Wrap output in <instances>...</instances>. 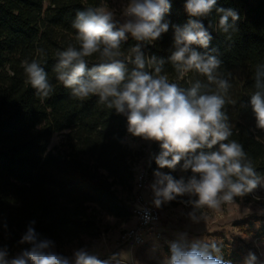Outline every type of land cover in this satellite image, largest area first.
Instances as JSON below:
<instances>
[{"label":"trees","instance_id":"1","mask_svg":"<svg viewBox=\"0 0 264 264\" xmlns=\"http://www.w3.org/2000/svg\"><path fill=\"white\" fill-rule=\"evenodd\" d=\"M109 1L0 0V248L8 254L31 247L20 241L32 221L39 239L60 244L80 236H98L95 208L119 219L131 216L116 188L133 191V167L142 153L124 143L126 116L98 103L96 96L83 101L73 98L54 72L56 52L77 45L72 28L77 12ZM169 2L171 8L162 21L169 24V30L144 44L142 51L146 57L163 59L170 81L188 87V81L206 78L195 71L178 77L169 57L175 50L173 26H183L193 18L185 10L186 0ZM216 7L234 10L239 19L233 22L229 17L234 27L225 34L216 27L220 14L215 10L201 18L212 39L208 49L196 50L215 49L213 54L222 61L219 71L230 80L228 96L236 101L224 107L233 125L230 139L242 144L257 173L264 176V132L256 128L249 103L256 90L257 66L264 65V0H217ZM135 43L129 38L122 45L125 56ZM87 59L91 66L98 57ZM26 60L39 61L48 73L54 87L49 98L37 96L27 83L22 67ZM54 134H62L63 139L59 147L50 149ZM160 150L157 143L150 174L163 170L185 180L192 175L179 165L175 170L159 169L155 158ZM190 199L195 197L165 203L176 206ZM233 226L238 235L207 243L215 242L222 258L231 264H248L250 253L256 257L251 264H264V256L249 239L264 243V214L250 215Z\"/></svg>","mask_w":264,"mask_h":264},{"label":"clouds","instance_id":"2","mask_svg":"<svg viewBox=\"0 0 264 264\" xmlns=\"http://www.w3.org/2000/svg\"><path fill=\"white\" fill-rule=\"evenodd\" d=\"M216 5L217 0H186L185 10L193 19L173 26L175 50L169 61L175 72L183 77L195 71L204 81L190 80L188 87L171 82L164 72L165 61L146 57L142 51L144 44L169 30V24L162 22L171 8L169 0H128L119 18L105 6L78 11L72 23L78 46L69 44L58 50L54 67L56 79L73 98L98 97V103L126 116L128 133L159 143L161 150L155 158L159 169L175 170L179 165L183 171H191L187 180L156 171L152 190L156 207L177 197H195L185 201L192 207L187 215L193 222L204 218L202 209L218 210L264 188V177L257 173L242 144L230 139L233 125L224 107L236 101L228 96L230 80L219 71L222 61L213 54L215 49L196 50L208 49L212 39L201 18L215 10L220 14L216 27L225 34L234 27L229 17L233 22L239 19L234 10ZM129 38L136 43L125 56L122 45ZM38 52L42 54V50ZM94 55L98 60L89 66L87 58ZM22 67L36 95L49 98L54 87L40 62L26 60ZM254 87L249 103L256 128L264 132V65L257 66ZM34 224L30 223L20 241L31 247L11 259L7 249L0 248V264H107L84 248L75 250L72 258L55 252L54 242L39 239ZM170 248L171 257L165 264H231L222 258L215 242L172 243ZM255 259L250 253L248 264Z\"/></svg>","mask_w":264,"mask_h":264},{"label":"rangeland","instance_id":"3","mask_svg":"<svg viewBox=\"0 0 264 264\" xmlns=\"http://www.w3.org/2000/svg\"><path fill=\"white\" fill-rule=\"evenodd\" d=\"M127 3L128 0H110L103 6L114 10L119 18ZM62 139V134H54L50 140L49 148L59 147ZM124 143L142 153L139 162L143 165L149 164L157 145V142L147 141L130 133L125 137ZM157 171L165 173L163 170ZM154 173L150 174V185L146 191V198L153 203L152 185L156 179ZM116 190L119 197L129 205L133 191L129 192L119 187ZM255 197H260V199L257 200ZM160 210L159 223L153 231L146 234L145 241L140 245H121L119 242L121 234L136 225L137 221L133 217L119 219L95 208L99 224L98 236L94 238L80 236L71 241L54 244L53 250L72 258L75 250L84 248L90 254L96 255L98 259L106 261L107 264H165V261L171 257L170 246L172 243L191 245L198 242L204 244L220 239L222 236L228 238L238 235L237 229L233 226L235 222L253 214H264L262 211L264 210V188H257L244 197H237L235 204H224L218 210L202 209L201 214L204 218L198 222H193L188 218L187 214L192 210L190 204L181 203L173 206L163 202ZM249 239L264 256V243ZM22 250L24 249L11 251L8 258L15 257Z\"/></svg>","mask_w":264,"mask_h":264},{"label":"built area","instance_id":"4","mask_svg":"<svg viewBox=\"0 0 264 264\" xmlns=\"http://www.w3.org/2000/svg\"><path fill=\"white\" fill-rule=\"evenodd\" d=\"M150 162L143 165L140 162L134 165L135 171L133 181V195L129 203L131 217L137 223L134 227L128 228L120 236L121 245H140L145 241L146 234L153 231L161 218L160 207H156L146 198V191L150 185Z\"/></svg>","mask_w":264,"mask_h":264}]
</instances>
